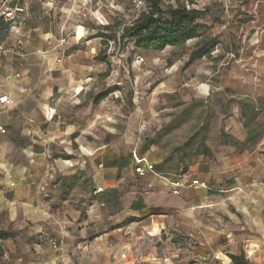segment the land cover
<instances>
[{
  "label": "rangeland",
  "instance_id": "rangeland-1",
  "mask_svg": "<svg viewBox=\"0 0 264 264\" xmlns=\"http://www.w3.org/2000/svg\"><path fill=\"white\" fill-rule=\"evenodd\" d=\"M184 1L175 0L173 4H169L181 5ZM187 1L196 8L206 10V17L198 20V23L209 25L210 33L218 40L215 49L207 57L209 63L206 62V65L201 67L203 70L211 69L210 72L214 74L208 82L213 92L207 97L195 93L193 87L197 84L195 80H191L190 74L193 72L191 66L182 69L186 61L182 60V65L178 62L177 71L169 68L172 59L188 57V52L196 40H188L183 45L165 47L166 50L154 52L152 49L147 51L136 49L132 42L120 39L122 29L131 24L141 12L131 7L127 1H121L113 8H102L96 13L85 10L83 11L85 15H81L80 12L66 14L45 11L33 0L35 15L43 23L44 28L50 27L52 31H56L62 26L61 21L65 20L63 30L69 36L74 35L73 30L78 24L88 29L87 34L99 30L108 36V39L94 38V42L99 44L97 53L104 54L108 61L97 63L95 70L97 77L94 81L89 79H86L88 83L81 81L80 85L84 88H81L80 92L77 89L75 91L79 92L80 102L74 103L77 102V98H71V103L65 110L72 119L80 118L82 139L90 149L94 150V154L88 157L90 162L89 165H85L86 170L88 167L93 170V167L99 163L106 165L107 161V163L112 161L109 160L110 158L114 160V157L119 155L130 154L127 166L136 167L139 164L134 155L138 159L145 158L152 166L159 162L161 157V164L167 171L163 174H147L150 171L146 170L140 175L134 169V173L130 172L123 176L126 166L122 169L121 179L118 180L120 203L110 201L107 204L102 201L96 208L90 203L92 192L90 195L84 183L81 184V198L73 195L75 198L69 202V206L60 205L61 203L57 205L59 202L57 196L62 197L78 191L74 189L76 179L73 177L74 182H70L72 187L59 191L48 190L51 191L47 195L48 198L55 194L52 206L53 217L39 226L38 233L30 231L28 226L17 230V225L13 227L1 219L0 230L7 232L13 230L17 236L19 235L17 237L19 247L22 251L25 250L24 253L18 254L19 257L22 256L23 264H41L47 257H52L55 261L50 264H146L149 261L159 264H192L199 258L198 255H202L196 251L197 245L205 246L206 239L215 252L211 254L223 260L222 257L217 256V253H223L229 244L232 246L237 236H222L223 234L220 233L222 231L218 232L219 230H224L226 226V230L234 233L241 230L247 233L253 231L243 223V217L237 213L242 202L241 197L238 198L236 191L225 193V189L217 186L234 179L237 172L218 173L214 178L209 175L203 182L198 180L199 183L193 186L189 179L191 176L185 172L188 163L195 156L197 128L199 130L204 128L203 125L207 120L214 122L215 127H220L235 105L238 106L248 96H254L236 89L226 90L225 84L230 78V72L232 74L245 72L247 66L251 67L253 60L251 57L259 56L258 50H251V47L259 44L262 31L255 29L247 33L237 27L235 14L238 0ZM104 25L110 26L109 29H102ZM9 29L8 25L0 22V40L5 39ZM83 34V27L78 25L76 37L80 39ZM74 45L75 43L70 39L68 45L70 49ZM76 46H79V49L82 47L81 44ZM139 57L144 61H140ZM243 59H246L247 63ZM75 64L79 63L71 62V68ZM260 71L264 72V68ZM201 79L199 77L198 81ZM234 81L238 84V81ZM231 83L233 84V81ZM115 86L119 89H113ZM104 89L112 91L94 105L95 103L91 101L92 95ZM147 103H153L156 113L143 126L142 116L148 118V114L140 113L138 106ZM258 120L262 126L263 113ZM169 122L180 124L165 133V126ZM145 139H153L154 144L139 155V147ZM63 145H67V142ZM53 148L58 153L61 151L57 145ZM152 159L156 162H152ZM214 159V163L219 165L216 157ZM174 176L178 178L182 176L181 182L178 181L180 185L174 186L176 191L191 187L200 188L199 190L214 188L217 190L214 194L217 202L214 201L211 207L204 209H194L193 204L173 207V200L165 199L161 195L159 184L168 185ZM182 180L186 182L183 183ZM101 186L97 185L94 189L96 195H102L104 192V188L98 189ZM173 190L166 189L164 193L166 197L170 191L174 192ZM203 194L201 191L198 195ZM192 197H197V194L194 193ZM138 199L148 202L147 205L165 206L169 221L163 231H156L149 226L148 223H151L153 216L144 215L130 208V205ZM167 204L170 207L166 206ZM63 209L70 213H65ZM128 217H136L138 220L126 222ZM142 223L147 226L143 227ZM45 228H48L49 235L42 233ZM62 231L65 233H61ZM212 231L214 235H209ZM53 246H58L60 249L55 251ZM216 261L217 259L212 261V264H218Z\"/></svg>",
  "mask_w": 264,
  "mask_h": 264
},
{
  "label": "crops",
  "instance_id": "crops-1",
  "mask_svg": "<svg viewBox=\"0 0 264 264\" xmlns=\"http://www.w3.org/2000/svg\"><path fill=\"white\" fill-rule=\"evenodd\" d=\"M22 1L27 4L30 13V18L16 28L17 34L22 36L24 41L23 54L8 55L0 59V220L7 221L13 227L17 225V230L28 226L30 231L38 233L39 226L53 217L52 206L55 194L49 198L47 196L52 189L59 191L72 187L70 182H74L72 178L75 177L74 189L78 191L62 195V197L57 196V202L59 201L57 205L61 203L60 205L69 206V202H72L75 196L81 198V184L84 183L90 195L92 192L90 203L93 208H96L102 202V195H96L94 192L96 186L103 185L101 188H104V192L118 188V180L123 173L118 179V156L114 157V160L109 159L114 162L107 163L106 160V165L99 163L93 167V170L90 167L86 170L85 165H89L90 162L88 157L94 154V150L90 149L82 139L80 118L72 119L69 112L65 111L71 103V98H77V102L74 103L80 102L79 92L81 88H84L80 85L81 81L88 83L86 79L94 81L97 77L95 72L97 63L102 61L96 58L99 50V44L94 42L96 32L87 34L88 29L78 24L84 29L83 36L80 39L76 37L78 25L73 30L74 35L69 36L63 30L65 20L61 21L63 24L58 30L52 31L50 27L44 28L43 23L35 15L34 9V3H38L36 5L45 11L66 14L80 12L81 15H85L83 12L85 10L96 13L106 8V0H35L34 3L33 0ZM163 1L168 6H170L169 3L175 2V0ZM186 4L194 6L185 0L181 5L175 4L172 7H186ZM91 36L93 38H89ZM70 39L75 43L71 49L68 46ZM78 44L82 45L81 49L76 46ZM152 51L160 52L161 50ZM161 59L165 60L162 57ZM182 60L187 61L188 57L172 59L169 68L177 71L178 62L182 65ZM71 62L79 64L71 68ZM206 62L209 63L208 58L202 57L186 67L191 66L190 69L193 71L190 75L191 80H195L197 84L193 87L195 93L204 97L213 92L208 82L214 75L210 72L211 69L201 68L202 65H206ZM185 63L182 69L185 68ZM199 77L202 79L198 81ZM76 89L79 92H75ZM2 96H6L10 102L1 101ZM138 108L143 115L148 114V118L142 116V125L145 126L150 117L156 113L155 108L153 103L139 105ZM262 113L264 114V97L248 96L238 106L235 105L232 108L220 127H215L214 122L207 120L203 125L204 128L196 130L198 133L194 143L195 156L188 163L185 172L191 176L190 183L193 186L196 185L195 181L203 182L209 175L214 178V175L218 173L237 172L234 179L217 186L225 189V193L236 191V195L242 200L237 213L243 217V223L253 229L251 233L245 230L234 233L226 230L224 225V230L221 229L218 232L222 231L220 232L222 236L236 235L237 238L233 237L236 241L220 253L223 255L217 253V256L222 257L223 260L214 256L218 264H232L229 256L241 253L251 264H264V122L261 126L258 120ZM64 142H67V145H63ZM56 145L61 149L60 154L53 148ZM65 155L71 157H65ZM215 157L219 165L214 163ZM160 160L161 157L159 162L155 163L153 159L152 162L155 163L153 166L161 165V171L156 172L153 169L147 174L166 173L167 169L163 168L162 160ZM145 161L147 162L146 159ZM134 169L135 166H127L123 176L130 172L134 173ZM181 177L174 176L168 182L170 187L167 184H159L161 195L165 199L173 200V207L193 204L194 209H204L211 207L214 201L217 202L214 195L217 190L214 188L180 189L182 186L176 193L170 191L167 198L164 194L165 190L176 189L175 182H181ZM182 182L186 181L182 180ZM48 190L51 191L48 192ZM201 191L204 193L202 196L198 195ZM194 193L197 197H192ZM143 203L145 208L133 210L153 216L151 223H148L149 226L156 231H163L169 221L165 206L147 205L146 201ZM166 206L170 207L169 204ZM142 225L147 226L143 223ZM12 231L9 232L10 238L0 240V264H23L22 256L19 257L18 254L24 253L25 250L20 249L17 240L19 235ZM42 233L47 235L48 228H45ZM209 235H214V231ZM205 241L207 243L205 246L197 245L196 251L202 254L198 255L199 257L215 253L209 241L207 239ZM53 248L55 251L60 249L58 246ZM2 250L8 252L7 258L1 257ZM54 262L52 257H47L41 264ZM157 263L149 261L146 264Z\"/></svg>",
  "mask_w": 264,
  "mask_h": 264
},
{
  "label": "trees",
  "instance_id": "trees-1",
  "mask_svg": "<svg viewBox=\"0 0 264 264\" xmlns=\"http://www.w3.org/2000/svg\"><path fill=\"white\" fill-rule=\"evenodd\" d=\"M158 13L162 15L161 19L154 18ZM206 14L205 9L165 6L163 0H147L145 8L140 14L131 24L122 29L120 39L132 42L136 49L142 51L149 49L159 51L167 46L176 47L183 45L188 40H196L188 52V60L185 63L187 67L197 59L210 56L218 43L216 36L210 33L209 27L197 23V20L205 18ZM235 22L242 32H253L255 29L262 31L259 44L251 47V50L256 49L260 54L258 57L255 55L251 57L253 60L251 61V67L247 66V72H234V74L230 72V78L225 84V89H236L244 94L264 97V72L260 71L264 68V0H238ZM109 27L104 25L101 28L109 29ZM94 37L108 39L106 33L99 30L94 34ZM96 58L105 63L108 61L107 57L102 53H98ZM243 60L247 63L246 59ZM234 76L237 78L235 79ZM234 80L238 81V84ZM231 81H233V84H230ZM113 89L118 90L119 87L115 86ZM110 91L112 90L104 89L96 92L92 96V102L95 104L99 103ZM178 124L180 123L172 124L169 122L165 126V133ZM151 144H154L153 139H145L139 147V155ZM65 157L71 156L65 155ZM129 160L130 154L117 157L118 179L121 176L122 169L128 165ZM153 169L156 172H160L161 165H155ZM119 199L120 194L117 188H112L102 193V201L107 202V204L110 201L118 204L120 203ZM130 208L140 210L145 208V205L142 199H138L130 205ZM136 220L138 218L128 217L126 222ZM10 237L11 234L9 232L0 230V240ZM229 258L232 264H251L242 253L232 254Z\"/></svg>",
  "mask_w": 264,
  "mask_h": 264
},
{
  "label": "built area",
  "instance_id": "built-area-1",
  "mask_svg": "<svg viewBox=\"0 0 264 264\" xmlns=\"http://www.w3.org/2000/svg\"><path fill=\"white\" fill-rule=\"evenodd\" d=\"M121 1H127L131 7L137 9L138 11H142L147 2V0H106V7L113 8ZM186 8L196 7L186 4ZM29 18L30 13L27 4L22 0H0V22L8 25L10 28L5 39L0 40V59L8 55L18 56L23 54L24 41L22 36L17 34L16 28L25 23V21ZM138 59H140V61H144L141 57ZM1 101L5 103L10 102L6 96H2ZM134 157L137 163H139L135 167V171L138 174L143 175L146 170L151 172L153 171V166L148 164L144 158L138 159L136 155H134ZM195 183H197V181H195ZM175 185L178 187L180 184L177 182ZM98 189L100 190L101 187ZM174 192H177L176 189H174ZM1 257L7 258L8 252L2 250ZM213 259V254H205L197 258L192 264H212Z\"/></svg>",
  "mask_w": 264,
  "mask_h": 264
},
{
  "label": "water",
  "instance_id": "water-1",
  "mask_svg": "<svg viewBox=\"0 0 264 264\" xmlns=\"http://www.w3.org/2000/svg\"><path fill=\"white\" fill-rule=\"evenodd\" d=\"M154 18L155 19H161L162 18V15L160 13H158Z\"/></svg>",
  "mask_w": 264,
  "mask_h": 264
}]
</instances>
